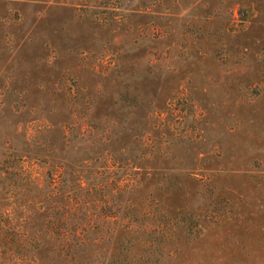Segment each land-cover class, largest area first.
<instances>
[{
	"label": "rangeland",
	"instance_id": "374dc122",
	"mask_svg": "<svg viewBox=\"0 0 264 264\" xmlns=\"http://www.w3.org/2000/svg\"><path fill=\"white\" fill-rule=\"evenodd\" d=\"M156 258L264 264V0H0V264Z\"/></svg>",
	"mask_w": 264,
	"mask_h": 264
},
{
	"label": "trees",
	"instance_id": "16d2710c",
	"mask_svg": "<svg viewBox=\"0 0 264 264\" xmlns=\"http://www.w3.org/2000/svg\"><path fill=\"white\" fill-rule=\"evenodd\" d=\"M138 214H140V216L142 215V212L141 211H139L138 212ZM150 214H148V213H146V214H144V216L145 217H148ZM139 226V225H138ZM145 230H146V228H144V226L141 228V229H139V227H135V225H131V224H128L126 227H125V229H124V231L123 232H125V233H128L130 236H132L133 234H136V235H138L137 236V239H139V237L140 236H143L144 234H145ZM137 239H134V240H137ZM140 240H143V242L145 243V244H147L149 241L148 240H150V239H144V237H142ZM118 246H121V245H118ZM165 256V258H167V256L166 255H164ZM164 258V257H163ZM162 260L163 259H159V260H157V258L156 259H154L153 261V263L152 264H155V263H160V262H162ZM132 264V263H131Z\"/></svg>",
	"mask_w": 264,
	"mask_h": 264
}]
</instances>
